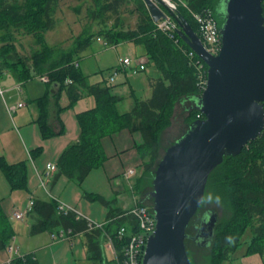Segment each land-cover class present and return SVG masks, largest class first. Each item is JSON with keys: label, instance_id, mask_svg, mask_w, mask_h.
I'll use <instances>...</instances> for the list:
<instances>
[{"label": "trees", "instance_id": "1", "mask_svg": "<svg viewBox=\"0 0 264 264\" xmlns=\"http://www.w3.org/2000/svg\"><path fill=\"white\" fill-rule=\"evenodd\" d=\"M59 1L0 0V66L14 69L19 81H26L35 76H48L49 83H59L63 89H68L70 106L77 103L84 93L96 99L94 108L77 115L81 130L79 139L69 145L60 156L54 178L65 176L81 186L90 172L102 168L107 160L102 145L105 137L124 129L139 132L143 142L137 149L142 160L143 173L136 185L138 194L142 195L140 205L146 206L148 202H152L148 194L153 190L155 172L162 159L161 137L172 125L176 105L189 104L186 118L188 129L193 122L199 120V116L201 119L205 118L198 107V100L203 92L198 88L196 69L189 56L191 49L178 33L175 34V39H172L158 29L144 0H86L92 4L87 10V26L82 33L69 48L51 46L45 37L56 25L54 15ZM183 1L188 8L181 5L178 9L199 36V27L189 9L196 13L211 10L220 28L222 27L225 19L223 0ZM77 12L80 13L81 9ZM125 15L135 17L134 28L128 27ZM25 37H32L35 41L28 56L21 54L17 45V41ZM98 38L110 46L133 42L142 48L143 55L149 58L148 69H153L159 74L150 81L152 96L142 101L136 99L135 106L129 113L118 112L117 103L121 98L113 94L112 87L88 84L83 71L73 65L81 53ZM69 79L73 81L72 84H67ZM36 103L40 108L37 123L42 138L47 140L63 135V126L61 131L55 132L49 123V97H42L36 100ZM63 110L58 108L59 115ZM36 152L40 153L41 148L33 153ZM0 169L12 190L27 189L26 162L9 164L0 159ZM148 176L151 177V190L145 191ZM88 195L90 200H99L109 205L101 196ZM204 196L203 204L210 197L224 211V217L220 218L219 213L214 210L219 219L214 238L208 246L211 251L210 264H222L231 260L249 229L251 240L246 256L259 254L264 260V131L257 140L245 146L239 155L225 157L223 163L211 173ZM52 202L34 203L33 209H38L46 219L35 226L33 233L51 231L58 227L72 229L74 232H89L87 223L78 220L77 214L59 213L57 203ZM150 208L153 210L152 206ZM208 212L201 217V222ZM127 213L128 210L119 209L112 210L110 215L118 225L127 224L130 231L135 233L138 231V223ZM111 235L116 238L117 232ZM13 237L12 224L0 206V249L10 245ZM115 240L119 257H122L126 242ZM91 248L98 250L94 243H91ZM12 262L40 264L32 254L25 255V260L14 257Z\"/></svg>", "mask_w": 264, "mask_h": 264}, {"label": "water", "instance_id": "2", "mask_svg": "<svg viewBox=\"0 0 264 264\" xmlns=\"http://www.w3.org/2000/svg\"><path fill=\"white\" fill-rule=\"evenodd\" d=\"M264 0H223L222 47L212 55L178 8L168 0H144L152 20L175 17L178 34L208 67L198 107L204 119L163 155L148 194L157 221L143 264H191L186 241L208 247L218 214L209 211L195 236L188 227L200 210L211 173L264 131ZM159 2L163 8L157 3Z\"/></svg>", "mask_w": 264, "mask_h": 264}, {"label": "crops", "instance_id": "3", "mask_svg": "<svg viewBox=\"0 0 264 264\" xmlns=\"http://www.w3.org/2000/svg\"><path fill=\"white\" fill-rule=\"evenodd\" d=\"M97 42H99L97 40ZM102 43V42H101ZM124 45V44H123ZM129 46L130 50L138 51V54H143V49L135 45ZM119 46L107 47L102 50L105 51L113 50L118 55ZM87 50L81 53L78 61L80 63V69L86 76L87 82L90 85H107L112 87L114 95L121 98L117 103L118 112L121 114L129 113L135 106L136 91L139 87L146 88V96L149 99L152 96V88L150 85L151 78H157L158 73L153 71V77H141L134 79H124L123 82L117 86L110 83V79L104 76L106 70H104L105 64L100 60H95L94 56L90 54L84 57ZM143 56V55H142ZM122 58V57H120ZM119 58V59H120ZM116 63L111 67L107 68V71H111L116 68ZM143 76V75H142ZM41 78L35 76L32 79ZM31 78L26 81H19L14 69L9 67L0 66V89L5 91L4 95L0 94V159H4L9 164H18L26 162L28 166V183L25 191L30 192L32 201L53 203V200H47L40 197L39 184L35 185V176L40 181V175L44 174L46 166L49 163L56 164L64 152V150L71 144L78 141L80 136V125L77 119V115L87 109H92L96 106V99L93 96L84 95L82 98L70 106V96L68 89H63L59 83H37V86H33ZM131 80V81H130ZM30 81V82H29ZM115 84V83H114ZM129 84V86H128ZM125 86L129 88L126 89ZM20 87V89H19ZM129 92V93H128ZM48 96L49 97V123L55 132H59L64 127V134L56 136L47 140H44L41 135L39 125L37 123L39 117V105L36 100ZM57 98H59L57 100ZM143 99V100H146ZM141 100V99H140ZM142 101V100H141ZM25 105L21 108H16L14 111H9V107H16L19 103ZM61 107L64 110L60 113L58 108ZM143 138L139 132H133L130 129H124L123 131L116 133L112 136H107L102 140L107 160L102 168L95 169L90 172L85 182L81 186H89L90 193L103 197L109 205L104 204V210H102V218L98 220L93 218L95 221L105 223V230L108 233H116L121 226L126 224L118 225L117 222L111 217L110 212L115 210L112 207L113 203L112 196L114 194H121L129 188L131 195L129 196V205L125 202L116 199L117 208L124 211L131 209L136 205H140L141 198L137 192V182L142 177L143 168L142 160L137 147L142 144ZM41 148L40 153H33L34 150ZM32 160L33 162L29 161ZM32 170L30 169L31 165ZM135 169L137 175L128 179L126 173L128 170ZM1 171V169H0ZM2 172V171H1ZM52 178L49 182L51 185H55L59 179ZM7 179V178H6ZM32 179L33 185L30 190ZM8 181V180H7ZM89 181L92 185H89ZM9 183V182H8ZM78 184V183H77ZM10 185V184H9ZM80 186V185H79ZM11 189V187H10ZM8 202L5 199L0 198V206L3 209L5 215L10 220L11 224L14 222L13 214L16 211V193L18 190H12ZM127 201V203H129ZM77 209V207L70 205ZM10 210V212H9ZM78 211V209H77ZM21 212V211H19ZM28 215L32 218L33 223L30 228V234L32 239H37V245L29 247L25 255H34L36 260L40 264H63V257L68 258L67 264H119L117 257L112 254V260L109 262L102 252V239L105 240L104 231L95 232H74L72 240L69 242H51L46 240L42 235L47 232L52 234L56 230H65V228L58 227L53 228L51 231H42L39 233H33L35 226L40 224L46 218L38 209L29 208ZM92 215L93 212H91ZM89 216V215H88ZM14 219V220H13ZM18 221V220H15ZM14 237L5 249H0V264H5L8 260L13 257H17L20 252V236L23 233V229L16 228L13 226ZM28 231V230H27ZM81 240V244H74V241ZM66 243H69L67 248ZM91 243L98 246V250L95 251L91 248ZM63 247V248H62ZM12 249V250H11ZM62 249L63 252L61 251ZM12 254V255H10ZM24 256V255H21ZM25 257V256H24Z\"/></svg>", "mask_w": 264, "mask_h": 264}, {"label": "rangeland", "instance_id": "4", "mask_svg": "<svg viewBox=\"0 0 264 264\" xmlns=\"http://www.w3.org/2000/svg\"><path fill=\"white\" fill-rule=\"evenodd\" d=\"M177 1V2H176ZM174 5L178 8V6H181L182 3L178 0H173L172 1ZM160 6L161 4L157 2ZM177 5H176V4ZM185 3V2H184ZM90 1L86 0H60L59 1V6L55 12L54 19L56 20V25L54 29L51 31L47 32L46 37L47 42L51 46L55 47H63L64 49L69 48L73 43L74 40L82 33L84 28L87 26V10L91 6ZM183 6V5H182ZM162 7V6H161ZM81 9V12L78 13L77 10ZM179 10V9H178ZM172 16L171 14H169ZM173 17V16H172ZM175 18V17H173ZM125 21L127 22V25L129 28H134L136 24L135 17H131L129 15H125L124 17ZM179 25V24H178ZM96 28V26H95ZM180 29V27H179ZM199 36V35H198ZM200 37V36H199ZM201 39V38H200ZM34 39L32 37H25V38H20L17 41L18 45V50L23 54L24 56H28L31 54L30 52V47L34 43ZM178 42V40H177ZM124 44V45H123ZM133 42H123L119 44V50L120 55H118L116 52L113 50L110 51H105L104 53H101L102 50L107 49V47L104 46L103 43L95 41L92 43V45L86 49L87 52L84 55V57L91 56L95 57V60L97 59L99 62L102 60V62L105 64L104 70H106V73L104 74L105 77H107V80L111 78V76L114 74L116 69L119 67V58L120 57H131L133 60H138L143 54H138L139 52L136 50H130L129 46H132ZM117 46V47H118ZM135 47V45H133ZM116 63V68L111 70L110 72L107 71V68L111 67ZM153 69H147L145 72H139V73H134L130 70L127 71H119L116 76V83L113 85H118L119 83L123 82L124 79H134V78H139L141 77H153ZM143 75V76H142ZM31 83L33 82V86H37V83H44L45 82L41 78H34L30 80ZM29 81V82H30ZM131 81V80H130ZM129 86V84H128ZM125 86L126 89L129 87ZM145 87L144 89L139 87V90L136 91L135 96L138 97L139 99L143 100L148 98L146 96L145 92ZM129 93V92H128ZM22 103V102H21ZM188 104V103H187ZM188 105H181L177 104L175 108V114L173 119H172V125L164 131L161 137V156L165 154L166 150L173 145L181 136L185 134V132L188 130V123L186 121V118L188 116L187 108ZM201 119V118H200ZM29 161L33 162L32 160L29 159ZM31 165V164H30ZM33 166L31 165L30 169L32 170ZM137 175V172L136 174ZM35 178V185L38 186L39 184V191H40V197L47 199V200H52L50 197L49 193L57 199L59 202L64 203L66 205H73L77 207L78 211H80L83 214H86L88 217L90 215L95 219L97 218L100 220L102 218V210L105 211L104 209V203H102L99 200H90L88 197L90 190L89 186H79V184L76 183V181L68 179L67 177L63 176L61 179L58 180V182L55 185L48 184L47 190L42 186L41 181H39L36 176ZM147 181L145 182V191L151 190V177H147ZM34 179H32L30 190H32V185H33ZM89 185H92V183L89 181ZM11 189L10 185L3 174V172L0 171V198L5 199L7 202L9 200L10 194H11ZM16 205L15 209L23 212L25 214V217L23 220L20 221H15L12 222L13 226L16 228H21L23 229V233L20 236V252L18 255H24L26 254V251L28 250L29 247H32L34 245H37L38 241L37 239H32L34 237L31 236L30 234V228L32 226L33 220L32 218L28 215V206L30 201L32 200V197L30 195V192L25 191V190H18V193H16ZM131 195L129 188L125 190V192L121 194H114L112 196L113 203L112 207L115 210H119L117 208V202L116 199H119L122 203L125 202L126 205H129V196ZM142 198V195H140ZM127 201L129 203H127ZM146 206L150 207L152 206V202H148ZM222 207L214 202L210 197L207 198V200L204 202L201 210L199 211L198 215L193 219V222L191 223V227L189 228L188 233L191 236H195L196 233L199 230V227L201 225V217L204 215L205 212L207 211H216L219 213V217L223 218L224 217V211L221 209ZM130 210V209H128ZM10 212V210H9ZM91 212H93L92 215ZM100 219H99V218ZM91 218V217H90ZM92 218V219H93ZM93 219V220H94ZM28 230V231H27ZM60 232L59 230L55 231V234L58 235ZM47 241L50 240L51 237V242L52 241V234L46 233L42 235ZM251 240V231L250 229L246 231L244 234L242 244L239 247V249L233 253V257L231 260H226L222 264H264V260L261 255L255 254V255H248L246 256L247 253V248L250 244ZM69 240H65L63 242H68ZM56 242V241H55ZM61 242V241H57ZM70 242V241H69ZM80 245L81 240L79 241H74V244ZM106 240L104 238L102 239V252L104 253V256L107 258L109 262L112 260V253L106 249L105 247ZM67 248L70 246L69 243H66ZM63 248V247H62ZM64 249L61 251L63 252ZM187 251L188 255L191 261V264H210V256H211V251L208 247H200L197 245L193 240H188L187 241ZM12 255V254H10ZM14 258V257H13ZM68 258L63 257L62 263L67 264Z\"/></svg>", "mask_w": 264, "mask_h": 264}, {"label": "built area", "instance_id": "5", "mask_svg": "<svg viewBox=\"0 0 264 264\" xmlns=\"http://www.w3.org/2000/svg\"><path fill=\"white\" fill-rule=\"evenodd\" d=\"M169 2L173 3L172 0H168ZM182 3L183 6L188 8L187 4L184 3L183 0H178ZM174 4V3H173ZM176 4V3H175ZM177 5V4H176ZM191 15L193 16L194 20L196 21L199 32L200 38L203 43L204 48L212 55H218L220 53L222 47V38H221V28L219 26L218 20L215 17L214 13L211 10L204 11L203 13H196L189 9ZM166 19H161L157 22L158 29L164 32L165 34L175 39V34L178 33L179 25L178 23L168 14ZM99 42H102L105 47H116L108 45L104 40L98 38ZM190 59L196 69L197 73V83L198 88L204 92L207 89L208 85V68L207 65L191 50L189 53ZM150 63L149 58L146 55L141 56L138 60H133L131 57H123L119 59V67L116 69L114 74L110 78V83H116V76L119 71H127L130 70L134 73H141L145 72L148 69V65ZM74 67L79 68L80 63L78 61L74 62ZM48 76H42L41 79L46 83H49ZM73 81L69 79L67 84H72ZM20 89V87H19ZM0 94L4 95L5 91L0 89ZM25 104L19 103L16 107H9V111H14L16 108H21ZM201 117L199 116V119ZM58 171V167L56 164L49 163L46 166V170L44 174L40 175V181L42 186L47 190V186L50 180L54 177L56 172ZM136 174L135 169H129L126 173L128 179L134 177ZM50 197L53 201H55L58 205V212L59 213H68L73 212L76 215L78 220H84L89 227L87 231L95 232V231H104L105 232V247L108 249L114 256L117 257L119 264H143L146 247L148 238L155 232L157 221L155 218L154 211L148 206L136 205L128 210L127 215L133 216L138 223V231L132 233L130 229L126 226L119 227L117 231L116 238H114L110 233L105 230V223L98 222L93 220L92 218L88 217L86 214L77 211L76 208L66 205L64 203L59 202L55 199L50 193ZM34 201H30L29 208L33 207ZM25 214L23 212L16 211L13 214V218L15 220H23ZM74 236V231L72 229L69 230H61L58 235L52 233V238L55 241H65V240H72ZM128 238V239H126ZM118 242H126L123 251L122 257H119V252L116 246V240ZM128 240V241H126ZM12 250V249H11ZM17 257L25 260L24 256L18 255ZM14 258L8 260L5 264H12Z\"/></svg>", "mask_w": 264, "mask_h": 264}, {"label": "bare ground", "instance_id": "6", "mask_svg": "<svg viewBox=\"0 0 264 264\" xmlns=\"http://www.w3.org/2000/svg\"><path fill=\"white\" fill-rule=\"evenodd\" d=\"M173 1V0H172ZM177 2V1H176ZM172 17V16H171ZM173 18V17H172ZM175 21H176V19L175 18H173ZM177 22V21H176ZM178 23V22H177ZM235 157V156H234Z\"/></svg>", "mask_w": 264, "mask_h": 264}]
</instances>
